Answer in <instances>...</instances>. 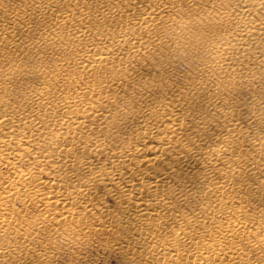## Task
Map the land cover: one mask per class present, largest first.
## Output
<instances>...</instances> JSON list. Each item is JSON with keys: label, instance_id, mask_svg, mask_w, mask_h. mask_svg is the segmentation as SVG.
Wrapping results in <instances>:
<instances>
[{"label": "bare ground", "instance_id": "obj_1", "mask_svg": "<svg viewBox=\"0 0 264 264\" xmlns=\"http://www.w3.org/2000/svg\"><path fill=\"white\" fill-rule=\"evenodd\" d=\"M206 1L208 39H175L200 77L169 99L152 96L149 48L171 46L157 33L171 0H0V264H54L31 246L42 222L135 264H264V0ZM36 24L53 32L21 38ZM59 30L76 50L41 69ZM29 72L44 85L12 100Z\"/></svg>", "mask_w": 264, "mask_h": 264}, {"label": "rangeland", "instance_id": "obj_2", "mask_svg": "<svg viewBox=\"0 0 264 264\" xmlns=\"http://www.w3.org/2000/svg\"><path fill=\"white\" fill-rule=\"evenodd\" d=\"M2 1L7 3V5H10L12 4V2L14 3L20 0ZM171 4L172 5L169 7L166 13L173 20L172 26L167 29L159 28L157 31L159 35H162V38L164 40L172 42L171 46L168 45V43H165L167 51L161 50L160 52H158L157 50L154 52L152 49L153 47L149 48V54H153L154 58V65L151 74H156L158 78L157 87L154 89V94L152 95L155 98H159L161 97V95H163L164 97L171 99L174 97L178 88L186 87L195 79V77H200L196 74L197 68L200 66V64L197 63L199 62V60L196 59L197 62H194L191 57H186L184 48L180 45V42L178 43V41H176L177 35L178 32H183L187 36V38L183 40L187 42L190 40L193 41V43L195 42V40H197L196 37L200 35L202 36L200 42H204V40L208 39L209 35L211 34V32L208 31L205 27L206 23L208 22L207 11H215L219 7L218 4L211 5L206 0L199 1L193 5L189 4V2L187 3L186 0H171ZM52 32L53 30L50 28V26L36 24L35 29L28 33H25L21 29L20 36L21 38H36V36L39 34H51ZM57 32L65 37L63 40V42H65V49H57L56 51L51 53L48 61L43 65V60H45L43 57L45 56L37 57L34 64H36L41 69H43V67L52 68L54 62H58L63 56L72 55L74 50H76L73 42H67L69 40V37L66 36L65 31L59 30ZM173 51H176L177 53L174 54ZM31 63V61L27 62L25 64V67L29 68V65ZM150 70L151 68H146L144 71L145 75L149 74ZM66 73H68L67 75L75 74L71 70L64 72L58 71L54 74V77L56 78L54 79V81L65 77ZM213 76L215 79L219 78L215 74H213ZM27 78L28 79L21 82H9L10 88L7 91H10L12 95L10 97L12 100L15 101L19 98H22L19 95L20 92L27 90L29 86L40 88L44 85L43 81L39 79L38 73L29 72ZM206 86L209 89H214L215 91H217L218 95L223 94L225 90L220 89V91H218L217 88H214V83H209L207 80ZM223 86L224 85L222 84L221 87ZM139 87H142V85H140ZM160 87H168L171 90V93H166L163 91H161V93H158L160 92ZM62 88L63 86H59V89L54 93L51 101L44 105L42 111L47 113L49 105H56L57 97L62 94ZM132 89L133 91H136L137 85L134 84ZM73 91L74 89L69 90L68 95L73 94ZM147 100L150 101L149 98ZM136 102L137 98L133 97L132 104H135ZM85 104H87V102ZM51 111L55 114L51 118H58L60 114L57 113L58 110L52 109ZM141 113L147 116L146 111H141ZM130 124L132 125V123ZM45 125L47 130H52L51 125L46 119ZM55 131L59 132V128L57 130L55 129ZM52 132L54 131L52 130ZM2 168L3 167H0V170H2ZM104 197L105 202L110 205L112 210L114 212H118V207L113 197L109 196L108 194H106ZM14 206H20L19 200L14 202ZM37 216L38 214L34 208L28 209L26 216L27 220L35 219L36 223L40 222L41 220ZM35 226L39 229V236H37L36 239L32 240L31 246L33 247V249L38 248V251L40 253H43L44 255H52L54 264H135L134 261H131V259L128 258V256L123 253L121 254L115 249L111 248L109 242L104 241V236L93 234L90 239H83L79 236H75L74 233H60V231L56 228L49 227L50 225L47 222H42L40 226L38 224ZM48 240L51 242V244L46 243ZM254 254L255 251L251 253V255Z\"/></svg>", "mask_w": 264, "mask_h": 264}]
</instances>
